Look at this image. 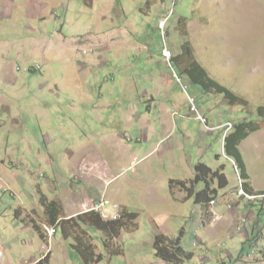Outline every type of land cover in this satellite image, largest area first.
I'll list each match as a JSON object with an SVG mask.
<instances>
[{
    "label": "rangeland",
    "instance_id": "374dc122",
    "mask_svg": "<svg viewBox=\"0 0 264 264\" xmlns=\"http://www.w3.org/2000/svg\"><path fill=\"white\" fill-rule=\"evenodd\" d=\"M168 26V44L187 40L245 110L170 69ZM263 105L264 0H0V264H83L74 236L99 264H166L154 236L181 231L186 264H264V197L240 194L223 149L231 128H219ZM239 150L264 191V129ZM198 164L222 167L228 183H215L206 215L170 189L189 187ZM100 200L138 214L113 241L120 256L98 231L79 226L65 241L47 224L46 202L71 219Z\"/></svg>",
    "mask_w": 264,
    "mask_h": 264
},
{
    "label": "trees",
    "instance_id": "16d2710c",
    "mask_svg": "<svg viewBox=\"0 0 264 264\" xmlns=\"http://www.w3.org/2000/svg\"><path fill=\"white\" fill-rule=\"evenodd\" d=\"M182 18L185 19V17ZM169 20L170 18H167L166 22ZM172 34L169 26L163 34V39L166 41L165 46L172 51L169 64L170 69L173 68L178 76L184 77L189 84L200 88L204 93L219 95L228 106H239L242 110H245L244 108L248 106L247 101L226 87L218 84L207 75L204 68L195 60L191 46L187 40L180 42V46L177 48H175L177 42L172 41L174 44H168L167 39ZM244 112L246 119H242L232 125V128L223 137L224 154L234 160L239 176L242 179L240 187L243 192L248 196H263L264 191L255 192L251 187L249 183L250 176L239 148L247 138L264 129V105L257 107L254 113ZM215 183H217V188L220 190L227 187L228 183L223 174V168L220 167L218 170L212 171L209 167L198 164L194 168V178L190 181L189 187L183 181L170 180V189L173 186L180 187L186 193L183 200H192V203L201 208L202 213L206 215L209 206L213 205L217 200L218 192L217 188L214 187ZM247 200L249 201L250 199ZM44 206L48 217V226L51 227L54 233L60 230L63 240H69L75 232L74 230L79 228V226H83L88 230L102 233L104 235L101 240L103 247L109 249L112 246L111 253L115 256L122 255L123 251L119 248L113 249V241L118 238L122 229L127 227L126 223L133 221L138 216L136 212H129L123 209L120 219L104 220L98 212L90 210L78 214L71 219H64L62 217V208L55 201L46 202ZM261 210L263 209L261 208ZM15 213L17 214L18 211L15 210ZM252 233L254 234L255 232L252 231ZM183 234V231H181L174 238H170L161 233L156 234L152 243L154 257L166 264H186L191 261L193 254L186 252L182 247ZM251 237L252 234H250L248 240L246 239L245 242H249ZM82 238L74 236L75 242L70 244L71 249L80 256L83 264H99L103 260L102 255L95 253L94 247L87 236H82Z\"/></svg>",
    "mask_w": 264,
    "mask_h": 264
},
{
    "label": "built area",
    "instance_id": "2783aa9c",
    "mask_svg": "<svg viewBox=\"0 0 264 264\" xmlns=\"http://www.w3.org/2000/svg\"><path fill=\"white\" fill-rule=\"evenodd\" d=\"M180 82V80H179ZM190 101L192 102V104L194 103L193 99L190 98ZM199 119L205 123V119L202 117H199ZM219 128H232V125L230 123H226L223 127H219ZM209 129V128H208ZM215 128H210L209 130L214 131ZM235 173L238 179V183L241 184L242 183V179L239 176L238 170L237 168H235ZM240 194H243V196L245 197H257V196H248L246 195L243 190H240ZM110 203L108 201H104V200H100L98 203L94 204L92 207V210L100 213L102 216L107 217L109 219L112 220H118L121 217V209L119 207L118 204H113L112 207H110V211L107 213L106 209H107V205H109Z\"/></svg>",
    "mask_w": 264,
    "mask_h": 264
},
{
    "label": "clouds",
    "instance_id": "9594fccd",
    "mask_svg": "<svg viewBox=\"0 0 264 264\" xmlns=\"http://www.w3.org/2000/svg\"><path fill=\"white\" fill-rule=\"evenodd\" d=\"M120 209H121V208H120ZM91 210H92V209H91ZM110 210H111V209H110ZM110 210H107V209H106V212L108 213ZM121 213H122V210H121ZM99 214H100V213H99ZM100 215H101V214H100ZM101 216H102V215H101ZM102 218L105 219V220H112V219H109V218H105L104 216H102ZM119 219H120V218H119Z\"/></svg>",
    "mask_w": 264,
    "mask_h": 264
},
{
    "label": "crops",
    "instance_id": "0c3cea01",
    "mask_svg": "<svg viewBox=\"0 0 264 264\" xmlns=\"http://www.w3.org/2000/svg\"><path fill=\"white\" fill-rule=\"evenodd\" d=\"M252 188H253V187H252ZM254 191H255V190H254ZM121 210H123V209H121ZM213 214H214V213H213ZM249 236H250V235H246V239H248V238H249ZM246 239H245V240H246Z\"/></svg>",
    "mask_w": 264,
    "mask_h": 264
},
{
    "label": "bare ground",
    "instance_id": "6f19581e",
    "mask_svg": "<svg viewBox=\"0 0 264 264\" xmlns=\"http://www.w3.org/2000/svg\"><path fill=\"white\" fill-rule=\"evenodd\" d=\"M235 168H236V166H235ZM263 197H264V195H263ZM263 197H262V198H263ZM248 199H250V198L248 197ZM253 199H254V198H253Z\"/></svg>",
    "mask_w": 264,
    "mask_h": 264
}]
</instances>
